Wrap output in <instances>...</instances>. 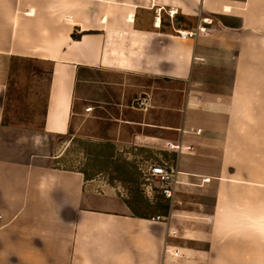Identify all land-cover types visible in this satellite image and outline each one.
Instances as JSON below:
<instances>
[{"label":"crops","instance_id":"0c3cea01","mask_svg":"<svg viewBox=\"0 0 264 264\" xmlns=\"http://www.w3.org/2000/svg\"><path fill=\"white\" fill-rule=\"evenodd\" d=\"M19 58L49 67L42 139L95 121L177 165L169 222L81 168L4 150ZM263 129L264 0H0V264H264Z\"/></svg>","mask_w":264,"mask_h":264},{"label":"rangeland","instance_id":"374dc122","mask_svg":"<svg viewBox=\"0 0 264 264\" xmlns=\"http://www.w3.org/2000/svg\"><path fill=\"white\" fill-rule=\"evenodd\" d=\"M24 66V62L15 60L11 70L10 100L3 118L4 150L10 148L29 159L44 160L52 165L84 169L88 178L105 180L125 199L135 192L152 198L158 182L149 174V167L161 163L157 160L159 156L140 147H118L113 141L101 139L99 135L106 132L104 124L95 121L84 123L82 131L91 135L88 137L76 132L42 139L40 133L44 126L49 67L32 62L31 71L23 72ZM111 124L108 122L106 128H111ZM262 155L264 165V138ZM179 158L182 161L183 154L180 153ZM261 173L264 183V168ZM112 208L116 209L115 206Z\"/></svg>","mask_w":264,"mask_h":264},{"label":"built area","instance_id":"2783aa9c","mask_svg":"<svg viewBox=\"0 0 264 264\" xmlns=\"http://www.w3.org/2000/svg\"><path fill=\"white\" fill-rule=\"evenodd\" d=\"M202 32L203 34H208L206 27H198V31L193 30H180L178 34L182 38L194 37L199 35ZM151 104V100L148 97H142L137 100V105L141 108H147ZM194 130V129H193ZM201 128L196 129L197 132H201ZM169 148H179V145H174L172 143H168ZM149 174L158 182V186L163 195H165L170 200V205H172L176 193L177 186L180 184V174L178 167L176 164H151L149 167ZM203 180L208 181L209 178L205 177ZM152 221H168L164 215L156 214L151 217ZM168 234L171 237H178L180 235L179 231L175 228H169ZM181 247H176L174 251L166 249L171 252L173 258H177L180 255Z\"/></svg>","mask_w":264,"mask_h":264},{"label":"trees","instance_id":"16d2710c","mask_svg":"<svg viewBox=\"0 0 264 264\" xmlns=\"http://www.w3.org/2000/svg\"><path fill=\"white\" fill-rule=\"evenodd\" d=\"M74 37L78 38L80 37V35L74 34ZM16 60L25 63L23 72H30L32 62H36L29 58H19ZM47 72L49 74L48 79H50V71L48 70ZM10 79H11V74H10ZM10 88L11 87L8 84V89L6 93V99H7L6 106H9ZM81 170L86 174V177H88L87 172L84 169ZM154 190L155 192L152 198L143 197L142 195H140L141 193L138 194L135 192L132 193L130 197L125 199L126 203L131 208L132 212L135 215L150 218L155 214H163L166 216L169 214L171 207L170 200L165 195L162 194L158 185L154 187Z\"/></svg>","mask_w":264,"mask_h":264}]
</instances>
